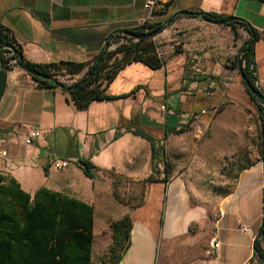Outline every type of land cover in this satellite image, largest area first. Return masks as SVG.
<instances>
[{
	"label": "crops",
	"instance_id": "1",
	"mask_svg": "<svg viewBox=\"0 0 264 264\" xmlns=\"http://www.w3.org/2000/svg\"><path fill=\"white\" fill-rule=\"evenodd\" d=\"M183 11L236 17L259 32L255 66L264 93V0H168L166 11L154 22L162 24ZM147 16L145 0H0V22L20 44L27 61L86 64L82 73L74 75L82 78L112 34L138 28ZM175 25L186 31L182 51L158 70L141 62L127 65L108 87L107 93L115 99L94 102L86 109L72 103L62 88H45L17 66L9 70L0 104V155H5L0 173L18 181L32 200L46 188L94 207L97 176L109 183L114 199L125 207L119 218L133 220L128 248L117 264H259L255 240L264 220L262 161L243 171L235 189L211 211L190 203L181 178L147 183L140 194L144 204L138 208L115 196L111 173L132 178L135 184L145 181L153 164L172 150L170 139L184 136L186 132L176 134L182 128L196 129L206 117L201 111L222 101L239 71L213 60L212 76L191 80L188 65L197 68L201 64L197 59L203 60L207 53L213 59L215 52L243 49L251 39L244 27L234 30L184 15L177 17ZM234 33L242 43L235 44ZM214 83L217 90L208 97L206 85ZM138 87L142 88L132 94ZM124 95L129 96L121 98ZM137 130L154 139L156 159L152 143ZM34 131L40 137L28 145ZM56 159L68 161L70 167L56 170L52 166ZM82 161L93 164V179L86 176ZM95 227L96 212L92 264H105L112 232L109 224L103 226L102 235L109 241L101 249ZM216 242L219 249L214 248Z\"/></svg>",
	"mask_w": 264,
	"mask_h": 264
},
{
	"label": "trees",
	"instance_id": "2",
	"mask_svg": "<svg viewBox=\"0 0 264 264\" xmlns=\"http://www.w3.org/2000/svg\"><path fill=\"white\" fill-rule=\"evenodd\" d=\"M197 12L205 20L218 24L233 18L203 11ZM179 15L177 14V16ZM174 16L176 14L171 18ZM186 17L198 18L196 16ZM226 25L231 26L234 30L237 26H241L251 33L250 41L242 49L240 61H242L249 83L254 89L264 95L257 84L255 66V43L261 37L259 32L242 19ZM151 27L152 31L149 33H146L144 28H136L112 34L108 38L106 47L101 54L88 67V74H90L106 49H110L112 42L116 38H120L122 35H129L132 43L123 45L114 54H111L109 50L104 61L100 64L97 73L89 82L84 83L88 76L85 75L75 85L68 86L70 88L67 91L69 100L79 109H86L94 102L115 99V97L107 93L108 87L127 65L141 62L152 70H158L165 66L166 61L159 56L157 47L146 36L160 29L165 30L167 26L154 24ZM139 36H142L141 40L135 41ZM11 52H14V55L8 56ZM119 54H122L123 57L120 58ZM14 59L58 81L60 72L74 76L82 73L87 67L86 64L72 62L35 64L27 61L20 44L0 22L1 67L7 71L12 70L16 66L13 62ZM112 59L113 64L110 67L109 61ZM238 64L239 62L237 61L236 67H238ZM103 73H106V78L105 80H100ZM34 79L45 88H58L51 81L40 78ZM104 82H107L105 86H103ZM75 87L77 88L73 89ZM141 88L138 87L132 94ZM245 88L251 98L260 105L263 125L261 161L264 163V103L253 96L246 86ZM128 96L124 95L121 98ZM189 128V126L182 128L176 134L188 132ZM135 133L152 143L153 156L156 159L158 152L154 139L140 130H137ZM166 163H169V160ZM81 164L84 167L86 176L93 179V164L89 161H82ZM154 174L155 170L153 169L152 175L143 183L146 185L147 183L167 182L169 180L168 174L163 180L156 179ZM111 175L114 177L115 196L118 200L130 205L132 208H138L144 204V199L133 203L135 199L122 197L119 192L121 178L113 172ZM94 217L95 207L93 205H88L85 202L46 188L40 189L32 200L31 196L22 189L18 181L0 173V264H92ZM109 226L113 240L108 252L103 257V262L105 264H117L128 248L133 230V220L130 216H126L116 221H110ZM255 249L259 264H264V220L259 236L255 240Z\"/></svg>",
	"mask_w": 264,
	"mask_h": 264
},
{
	"label": "rangeland",
	"instance_id": "3",
	"mask_svg": "<svg viewBox=\"0 0 264 264\" xmlns=\"http://www.w3.org/2000/svg\"><path fill=\"white\" fill-rule=\"evenodd\" d=\"M163 33L150 39L157 47V52L165 61L183 50L182 39L186 38V31H180L175 23L168 25ZM163 31V32H164ZM235 34V33H234ZM235 44L243 42L239 34L234 35ZM141 39H135L139 41ZM132 39L129 35H122L116 38L111 46L110 53L114 54L123 45H129ZM233 42L228 45L232 47ZM214 53V52H213ZM215 57L208 55L201 56L203 60L197 59L201 64L193 68L188 65L186 73L191 80H197L203 76H212L210 72L213 60L231 67L237 66V61L242 57V49L236 48L230 53L227 50L214 53ZM120 58L122 54L118 55ZM113 59L109 61L110 67ZM237 79L227 89L216 108L218 113L213 117H205L200 120L194 130H189L184 136H173L170 139L172 150L165 152L157 163L153 164L155 178L163 180L169 175L168 181L181 178L184 181L186 191L190 194V203L195 207L211 211L219 207L225 196L230 194L243 171L261 162V138L263 125L260 114V105L254 101L243 84L240 72L236 71ZM60 72L59 81L67 86L78 83L82 77H76ZM88 75V73H87ZM106 73L102 74L100 80H105ZM194 78V79H193ZM214 81V79H211ZM107 82H104L105 86ZM208 97H212L217 90V84L206 85ZM192 90H197L194 87ZM196 93V92H195ZM201 106L198 107L200 109ZM208 109V108H207ZM169 160V163L166 161ZM264 166V163H263ZM99 173L100 171L97 170ZM108 174V171H104ZM119 192L127 199L137 196L133 203H136L144 194L146 185L142 181L135 184L134 179L125 175H119ZM85 177V176H84ZM132 180V181H130ZM160 188V185H157ZM96 245L104 248L109 239L103 236L102 228L111 220L121 218V210L125 207L119 205L112 195L111 185L104 184L97 176L96 180ZM120 217V218H119ZM97 255L95 256V258ZM96 262L95 264H100Z\"/></svg>",
	"mask_w": 264,
	"mask_h": 264
},
{
	"label": "water",
	"instance_id": "4",
	"mask_svg": "<svg viewBox=\"0 0 264 264\" xmlns=\"http://www.w3.org/2000/svg\"><path fill=\"white\" fill-rule=\"evenodd\" d=\"M180 15H184V16H196L202 20H204L205 22L209 23V24H213V25H226V24H229V23H233V22H236V21H239L240 19L239 18H236V17H233L229 20H226L225 22H222L221 24H218V23H215V22H211V21H208V20H205L202 15L198 12H189V11H183L180 13ZM177 15L174 16L173 18H171L167 23L168 25H172L176 22L177 20ZM164 30L163 29H160L154 33H151L149 35L146 36V38H154L155 36L159 35L160 33H162ZM142 36H139L138 39H141ZM109 51V48L106 49V51L103 53L102 57L99 59V61L96 63V65L94 66V68L92 69V71L90 72V74H88L87 76V79L84 81V83H87L89 82L94 76L95 74L97 73L98 69H99V66L100 64L104 61L107 53ZM14 64H16L17 67H19L22 71H24L25 73L29 74L31 77L33 78H40V79H43V80H48V81H51L53 83H55L58 87L62 88L63 90L65 91H69L70 88L68 86H66L64 83L48 76V75H45V74H42L40 73L39 71L37 70H34V69H31L29 68L26 64L22 63V62H19L17 59H14L13 60ZM238 67H239V72H240V76H241V79L243 81V83L245 84V86L247 87V89L249 90V92L255 96L259 101H261L262 103H264V95L257 91L256 89H254V87L249 83L246 75H245V72H244V69H243V65H242V61H239V64H238ZM7 84H8V71L3 69L0 65V104L3 100V97L5 95V92H6V89H7ZM77 87L73 88V89H76Z\"/></svg>",
	"mask_w": 264,
	"mask_h": 264
},
{
	"label": "built area",
	"instance_id": "5",
	"mask_svg": "<svg viewBox=\"0 0 264 264\" xmlns=\"http://www.w3.org/2000/svg\"><path fill=\"white\" fill-rule=\"evenodd\" d=\"M168 6V0H145V10L147 12V19L144 20V22L138 27V28H144V31L146 33H149L152 31L151 25L155 24V17L157 15L163 14ZM110 50V49H109ZM14 55V52H11L8 54V56ZM218 113V109L216 107H212L209 109L202 110L200 115L213 118ZM40 137L39 131H34L31 133V135L27 139V144L32 145L38 138ZM4 154L0 155V163L2 161V158L4 157ZM52 166L56 170H65L70 167V163L68 161L56 159L52 162ZM246 233H249V228H245L244 230ZM215 249H219V243L214 244Z\"/></svg>",
	"mask_w": 264,
	"mask_h": 264
}]
</instances>
